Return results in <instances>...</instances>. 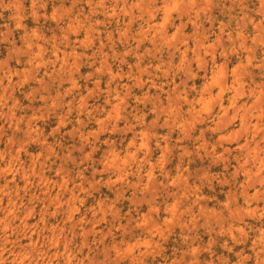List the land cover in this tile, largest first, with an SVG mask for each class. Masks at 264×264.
Masks as SVG:
<instances>
[{"label": "clouds", "instance_id": "9594fccd", "mask_svg": "<svg viewBox=\"0 0 264 264\" xmlns=\"http://www.w3.org/2000/svg\"><path fill=\"white\" fill-rule=\"evenodd\" d=\"M0 264H264V0H0Z\"/></svg>", "mask_w": 264, "mask_h": 264}]
</instances>
